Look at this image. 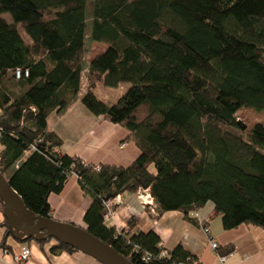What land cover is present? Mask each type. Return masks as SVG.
<instances>
[{
	"label": "trees",
	"instance_id": "obj_1",
	"mask_svg": "<svg viewBox=\"0 0 264 264\" xmlns=\"http://www.w3.org/2000/svg\"><path fill=\"white\" fill-rule=\"evenodd\" d=\"M88 40L106 48L81 93ZM125 81L115 103L94 93ZM78 99L127 128L140 149L130 164L61 151L48 117ZM242 106L264 110V0H0L1 173L28 209L51 217L50 194L76 174L91 197L78 225L133 264L199 262L180 243L161 256L154 230L130 232L136 217L121 233L107 224L105 201L125 191L149 188L157 216L180 210L205 226L191 212L211 201L224 229L264 228V124L248 130ZM49 240L53 253L78 250L40 243Z\"/></svg>",
	"mask_w": 264,
	"mask_h": 264
},
{
	"label": "crops",
	"instance_id": "obj_2",
	"mask_svg": "<svg viewBox=\"0 0 264 264\" xmlns=\"http://www.w3.org/2000/svg\"><path fill=\"white\" fill-rule=\"evenodd\" d=\"M96 43L103 44V47L90 59L106 48V44ZM48 125L63 137L62 152L77 154L87 163L126 166L140 152L133 140L126 139V127L104 115L93 114L79 99L60 113L52 112ZM2 148L0 144V151ZM119 196L120 201L114 205V216L106 222L110 220V224H107H115L121 231L128 229L131 217H136L138 221L130 232L154 230L167 249L180 243L200 264H264V228L242 223L235 228L224 229L221 217L214 213L213 204L206 203L200 208L197 211L198 219L206 223L209 235L218 242L220 251L218 248L216 251L212 249L204 225L185 219L180 210L164 211L157 216L149 206L142 205L136 191H125ZM90 201V195L82 189L76 174L68 177L60 193L49 196L52 216L76 224H84V212ZM2 209L0 204V243L4 240L6 248L0 246V264H101L79 250L53 253L50 249L55 243L53 240L42 244L30 240L19 241L11 233L4 239L6 227L1 223L5 219ZM23 245L30 246L31 254L26 261L18 262L13 258V253ZM226 246L230 250H224ZM231 250L234 254L221 261L219 255Z\"/></svg>",
	"mask_w": 264,
	"mask_h": 264
},
{
	"label": "water",
	"instance_id": "obj_3",
	"mask_svg": "<svg viewBox=\"0 0 264 264\" xmlns=\"http://www.w3.org/2000/svg\"><path fill=\"white\" fill-rule=\"evenodd\" d=\"M241 123V122H239ZM242 129L246 127L242 124ZM0 198L11 235L19 240L28 238L40 242L52 237L82 251L101 264H133L112 245L71 221L37 215L28 209L21 196L0 171Z\"/></svg>",
	"mask_w": 264,
	"mask_h": 264
},
{
	"label": "rangeland",
	"instance_id": "obj_4",
	"mask_svg": "<svg viewBox=\"0 0 264 264\" xmlns=\"http://www.w3.org/2000/svg\"><path fill=\"white\" fill-rule=\"evenodd\" d=\"M4 17L7 20H11L10 15L8 13L3 14ZM18 28L23 34L24 38L26 40H29L28 35L25 33L24 29L21 27L20 23H18ZM103 47V44L96 43L94 41L88 40L87 42V50L85 53V64L82 69V87H81V93L85 90V84H86V75L88 70V62L90 60V57L98 52ZM129 82H121L119 85L115 87H109L105 86L102 82H99L96 87L94 88V93L96 96L108 103H115L118 98L126 91V89L129 87ZM80 99V98H79ZM238 119H241L245 124L247 125V129H251L255 123L261 122L264 124V110H256L251 107H245L242 106L238 110ZM207 204H212L211 201L207 202ZM110 224V220L107 221ZM32 242H35V240H30Z\"/></svg>",
	"mask_w": 264,
	"mask_h": 264
},
{
	"label": "built area",
	"instance_id": "obj_5",
	"mask_svg": "<svg viewBox=\"0 0 264 264\" xmlns=\"http://www.w3.org/2000/svg\"><path fill=\"white\" fill-rule=\"evenodd\" d=\"M97 168H99V166H97ZM136 192H137V196L141 200L142 205L145 207L149 206V208L151 209V212H153L154 214H157L156 203H155L152 195L149 192V188H139ZM119 201H120L119 195L115 196L112 199H108L107 201H105V212H104L105 220L113 218V216H114V205H115V203H118ZM191 216L192 217H198V212L197 211L191 212ZM204 229L209 235V228L205 225ZM116 230L118 231V233H121V229H119L118 227H116ZM209 238H210V244H211L212 249L216 251V249L218 248V242L215 241L211 237V235H209ZM158 245L160 247H162V250L160 251V255L161 256L168 255L167 249L165 248L164 242L162 240L159 241ZM3 248L5 249V247H3ZM30 254H31L30 246L29 245H23L19 251L13 253V258L18 262H23L29 258ZM233 254H234V251L231 250L227 253L220 254L219 258L221 261H226L227 258L232 256ZM171 264H200V263H197V262H194V263L174 262Z\"/></svg>",
	"mask_w": 264,
	"mask_h": 264
}]
</instances>
